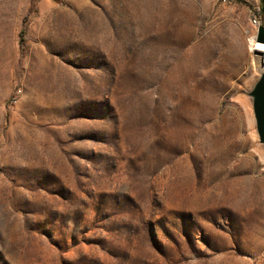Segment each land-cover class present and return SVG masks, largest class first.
Masks as SVG:
<instances>
[{
  "label": "rangeland",
  "instance_id": "374dc122",
  "mask_svg": "<svg viewBox=\"0 0 264 264\" xmlns=\"http://www.w3.org/2000/svg\"><path fill=\"white\" fill-rule=\"evenodd\" d=\"M260 26L264 0H0V264H264Z\"/></svg>",
  "mask_w": 264,
  "mask_h": 264
},
{
  "label": "water",
  "instance_id": "95a60500",
  "mask_svg": "<svg viewBox=\"0 0 264 264\" xmlns=\"http://www.w3.org/2000/svg\"><path fill=\"white\" fill-rule=\"evenodd\" d=\"M258 39L264 43V26H260ZM247 95L251 99L258 141L264 150V68L253 83L251 89L247 92Z\"/></svg>",
  "mask_w": 264,
  "mask_h": 264
},
{
  "label": "bare ground",
  "instance_id": "6f19581e",
  "mask_svg": "<svg viewBox=\"0 0 264 264\" xmlns=\"http://www.w3.org/2000/svg\"><path fill=\"white\" fill-rule=\"evenodd\" d=\"M256 35L253 34L250 38V50L253 51V50H256L255 53H254V61L259 63L261 66L260 68H264V44H261V42L259 43V45L263 46L262 49L260 48H257L258 45L257 43L259 42L258 40H256ZM259 49V50H257ZM256 69H259V68H256Z\"/></svg>",
  "mask_w": 264,
  "mask_h": 264
}]
</instances>
